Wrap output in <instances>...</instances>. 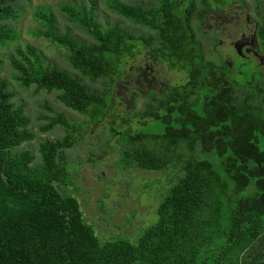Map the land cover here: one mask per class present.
<instances>
[{
    "label": "trees",
    "instance_id": "obj_1",
    "mask_svg": "<svg viewBox=\"0 0 264 264\" xmlns=\"http://www.w3.org/2000/svg\"><path fill=\"white\" fill-rule=\"evenodd\" d=\"M229 0H159L143 7L122 0H104L108 9L143 26L156 36L134 34L114 24L101 28L95 1L86 8L62 3L66 20L92 39L83 42L61 31L47 7H38L36 37L67 49L77 74L44 64L27 46L15 47V79L24 86L58 91V99L91 120L109 112L108 95L83 82L119 76L121 60L134 56L142 44L168 68L187 79L147 102L142 116L161 124L158 131L128 132L121 148L125 167L180 170L160 200L156 220L135 242L127 238L100 241L82 215L78 199L63 191L69 180L65 150L81 128L55 112L41 131L56 125L61 138L39 145L40 161L27 149H16L34 134L22 106L12 101L0 81V264H264V85L246 89L230 82L226 63L207 59L193 29L213 6ZM16 0H0V20L16 17ZM197 2L202 8L197 11ZM17 37L0 26V42ZM264 51V17L256 29ZM242 88V90H241ZM250 184L255 192L237 197Z\"/></svg>",
    "mask_w": 264,
    "mask_h": 264
},
{
    "label": "rangeland",
    "instance_id": "obj_2",
    "mask_svg": "<svg viewBox=\"0 0 264 264\" xmlns=\"http://www.w3.org/2000/svg\"><path fill=\"white\" fill-rule=\"evenodd\" d=\"M92 1L96 3L94 14L101 28L119 24L134 34L156 36L155 32L108 9L104 0H16V17L0 20V26L5 24L17 33L15 39L0 42V81L7 82L13 93L12 101L22 106L34 134L30 141L16 150H30L36 162L40 161L41 142L61 138L65 134L61 125L47 131L40 130L55 112L64 114L69 123L81 127L75 133L74 145L64 152L69 180L63 191L78 199L84 219L94 228L100 241L127 238L135 242L143 229L156 220L157 206L180 170L174 166L164 170L125 167L120 162V150L125 145L126 133L141 129L150 132L160 130L158 121L141 113L147 102L159 97L172 85L183 83L187 79L186 73L168 68L165 61L142 44L134 56L121 60L119 76L114 81L106 77L95 82L83 80L91 89L108 95L109 112L106 117L91 120L66 107L58 99L57 90L21 84L15 79L17 71L12 64V58H17L15 47L26 50L30 46L44 64L77 74L65 47L32 34L38 27L33 14L38 7L50 8L61 31H68L88 43L92 41L91 37L66 20L58 6L70 3L89 8ZM122 1L143 7L159 3V0ZM201 8L202 4L197 2V11ZM197 14L193 17V29L205 57L219 64L226 63L228 78L236 85H244L246 89L264 85V51L256 41L257 26L264 17V0H229L224 5L213 6L205 15L204 23L200 22ZM252 37L255 40L250 45ZM258 144L264 149V136L260 137ZM254 192L255 187L250 184L242 192L231 194L230 203L237 197L250 196Z\"/></svg>",
    "mask_w": 264,
    "mask_h": 264
},
{
    "label": "flooded vegetation",
    "instance_id": "obj_3",
    "mask_svg": "<svg viewBox=\"0 0 264 264\" xmlns=\"http://www.w3.org/2000/svg\"><path fill=\"white\" fill-rule=\"evenodd\" d=\"M254 37H252V40L250 41V45H253V42H254ZM256 41H257V38H256ZM239 42V41H238ZM258 43V42H257ZM250 49V48H247V50ZM238 53H241V51L239 49H237Z\"/></svg>",
    "mask_w": 264,
    "mask_h": 264
}]
</instances>
